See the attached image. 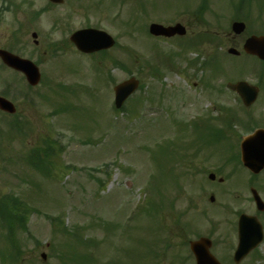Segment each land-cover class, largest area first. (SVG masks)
Here are the masks:
<instances>
[{
  "label": "rangeland",
  "instance_id": "rangeland-1",
  "mask_svg": "<svg viewBox=\"0 0 264 264\" xmlns=\"http://www.w3.org/2000/svg\"><path fill=\"white\" fill-rule=\"evenodd\" d=\"M16 2L23 3L20 10L0 0V48L32 59L42 73L41 82L28 89L25 78L1 67L0 60V94L6 93L17 107L16 116L0 110V195L16 194L38 208L30 215L29 231L18 234L21 255L16 260L20 264H155L153 255L159 247L158 264H193L186 242L206 235L216 243L214 253L234 264L228 256L237 244V212L254 211L250 172L237 163L235 153L245 130L240 123L234 127L241 134L231 133L233 147L225 137L216 138L215 128L195 131L188 123L202 124L211 118L223 125L227 107L242 120L250 112L264 121V99L246 108L226 86L238 79L257 83L264 63L227 54L229 45L220 39L229 30L226 24L214 26L220 35L214 44L223 47H208L204 43L208 23L203 22L194 25L198 31L194 50L185 45L184 53L169 56L178 51V40L164 43L145 28L148 21L168 13L163 0L123 7L112 0H65L54 6L49 0ZM43 7L47 9L38 19L30 20V13ZM83 8L92 13L83 16ZM99 10L108 18L97 14ZM125 15L137 24L125 21ZM85 25L105 28L116 38L105 57L82 55L70 41L72 31ZM33 31L38 33L37 45ZM113 59L124 66L114 65ZM207 59H215L216 66H203ZM131 74L143 84L127 102L136 106L135 111L116 114L114 85ZM137 97H143L140 103L135 102ZM12 120L28 121L30 126L14 134L8 130ZM198 136L212 142L200 147ZM37 148L52 150L50 176L21 161ZM210 172L224 177L223 183L212 182ZM151 181L159 190L156 200L166 203L163 230L154 214H136V222L127 217L136 206L144 209L154 195L153 186L148 190ZM254 181L250 182L259 186ZM260 190L264 196V188ZM57 214L71 229L82 226L83 235L96 244L79 245V240L54 231L47 215ZM166 239L173 247L165 252ZM10 245L0 227V264H16ZM255 252L264 257V242ZM243 264H264V258Z\"/></svg>",
  "mask_w": 264,
  "mask_h": 264
},
{
  "label": "flooded vegetation",
  "instance_id": "flooded-vegetation-1",
  "mask_svg": "<svg viewBox=\"0 0 264 264\" xmlns=\"http://www.w3.org/2000/svg\"><path fill=\"white\" fill-rule=\"evenodd\" d=\"M117 1L120 3L119 7H123L125 3H144L147 4L150 0H112L113 4ZM169 6L167 7L168 13L163 15L164 17L154 20L163 23L166 26L174 24H182L186 28V33L184 35L176 34L170 39H191L194 41V37L198 38V31L194 29V25L203 22L208 23L205 31L204 43L208 47H223L222 43H215L218 31L214 27L215 25L226 24L229 30L225 31L224 35L221 36L224 42L239 51L240 54L250 56L244 50V46L247 40L252 36H263L264 37V0H163ZM150 4V3H149ZM118 6V5H117ZM115 6V7H117ZM149 5H146V9ZM107 10V9H106ZM116 15V8L113 10ZM92 12L82 9L83 16H88ZM125 21L129 23L136 20L130 16L125 15ZM128 17V18H126ZM150 18V16L145 18V21ZM151 21V20H150ZM148 21V22H150ZM235 23H240L239 27L235 30L233 25ZM145 24V22H144ZM233 29V31H232ZM169 39V38H167ZM256 57V56H255ZM258 58V57H257Z\"/></svg>",
  "mask_w": 264,
  "mask_h": 264
},
{
  "label": "water",
  "instance_id": "water-1",
  "mask_svg": "<svg viewBox=\"0 0 264 264\" xmlns=\"http://www.w3.org/2000/svg\"><path fill=\"white\" fill-rule=\"evenodd\" d=\"M167 29L168 28H164L160 24L154 23L151 25V31L155 34L167 32ZM33 36L36 37L37 34L33 33ZM73 40L77 43L79 48L84 51H93L114 44L113 38L106 32L92 29L77 32L73 36ZM249 48L252 50L253 46L250 44ZM260 50L263 51L264 48H260ZM260 54L264 57V51L262 53L260 52ZM0 57L8 65L24 71L31 84L38 83L40 73L37 66L31 60L22 58L5 49H0ZM228 85L239 91L247 104L252 102L256 96V89L248 85L246 82H238L236 84L229 83ZM136 86L137 81L135 79L127 80L116 86V103L118 106H120L124 98H126ZM0 108L10 112L15 111L13 103L4 97H0ZM244 145L246 147V153L244 156L245 163L253 171H258L263 165L261 166V164L258 163L259 161L256 162L253 160L251 152L256 153L257 156H261L264 159V130H259L254 135L247 137ZM210 176L211 178H215L214 174H211ZM248 220L250 221V219L245 216H242L241 218L242 242L237 252V258L246 253L262 238L258 223L254 221V223H249ZM210 245V240L204 237L191 243L192 250L196 254L197 264H220L214 255L211 254L209 250Z\"/></svg>",
  "mask_w": 264,
  "mask_h": 264
},
{
  "label": "trees",
  "instance_id": "trees-1",
  "mask_svg": "<svg viewBox=\"0 0 264 264\" xmlns=\"http://www.w3.org/2000/svg\"><path fill=\"white\" fill-rule=\"evenodd\" d=\"M28 212L29 207L24 202L9 196L0 198V220L4 222L3 225L12 236L16 233L15 230L17 229H27ZM15 236H13L14 239Z\"/></svg>",
  "mask_w": 264,
  "mask_h": 264
}]
</instances>
